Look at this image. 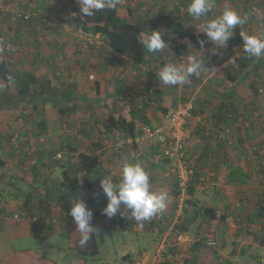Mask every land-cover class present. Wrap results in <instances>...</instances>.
Wrapping results in <instances>:
<instances>
[{
    "label": "crops",
    "instance_id": "0c3cea01",
    "mask_svg": "<svg viewBox=\"0 0 264 264\" xmlns=\"http://www.w3.org/2000/svg\"><path fill=\"white\" fill-rule=\"evenodd\" d=\"M134 1L135 5L132 0H119L116 6L118 14L127 15L129 20L133 19L135 12L139 9L152 11L155 15L168 14L180 19L188 34L198 31L195 25L198 26L201 21L187 16L186 7L189 0ZM260 1L215 0V14H219L225 7H230L240 15L248 17L247 23L252 28L251 34L261 33L264 32V19L258 18L250 11V5L259 4ZM4 2L7 5L11 4L4 7L20 10L30 8L34 12L27 20H11L8 15L0 14V182L8 186L11 180H18L20 185L27 187L29 191L33 184L35 185L33 187L41 188L45 179L35 181L32 170L25 167L28 153H31L30 156L38 161V168L40 167L42 175L47 177L50 176L48 169L53 162V153L60 146L66 145L67 152L63 161L66 162L69 158V162H73L75 155L86 145L85 150L102 154L100 155L102 162L99 170L95 171V176L91 177L92 186L81 191V198L85 196L84 201L87 200L85 201L87 206L93 211V219L101 221L110 235L112 229L119 232L123 230V244L118 249L114 244L112 248L101 249L98 242V254L89 259L96 261L101 255L109 257L113 254L115 257L113 263L106 259V264H222L226 259H229L231 264H264L261 244L256 243L252 237H246V241L242 240L238 247L225 239L222 226L227 230L224 224L231 226L234 219L232 223L219 219L215 221L214 217L206 218L202 212L204 206L223 211L224 215L230 214V211L239 212L242 208L238 214V221L243 219L244 223L237 224L234 230H230L231 238L233 235L247 236L245 233L253 229L247 218L256 211L253 204L256 195L253 186L250 188L245 184L249 183L246 178H249L252 172L251 165L254 160L249 156L248 159L240 158L245 154L243 152L245 148H242L244 141L252 142L255 138L264 139L261 138L264 136V128L259 127L260 138H258L255 132L251 133L249 123L242 119L239 122L242 130L237 129L238 136L235 134L237 139L235 138L233 143L229 136L222 138L221 135H215L218 138L215 141L203 134L207 114L212 115L208 119L213 118L214 115L211 113L219 99L224 100L226 105L222 112L218 110L222 117L219 127L222 123L230 127L229 117L235 118L242 115L241 109L238 115L230 112L227 104L239 100L235 92L241 90V87L249 92V82L246 83L244 79L247 80L250 75H235L233 71L229 74L226 69H229L228 65L231 63L227 64L228 62L227 67L219 73H213L218 64L214 57L216 52H212L216 50L215 46L210 44L203 50L192 49L194 54L201 58L205 57V66L208 67L199 76V79H202L199 85L195 86L199 80L193 77L189 84L164 86L160 84L155 71L165 63L177 62L180 59L182 62L189 51L188 36L184 38L170 36L167 41L168 49L165 48L162 52L161 61L160 59L150 60L151 62H144L130 68L123 62L126 59L125 55L112 50L104 35L93 34L98 45L85 46L83 41H77L81 38L79 30L72 28L73 25L67 16L70 12L72 13V11L68 12L70 8L71 10L72 7L80 8L76 1L0 0V5L3 6ZM179 4L183 7L182 10ZM209 16L212 15L209 14ZM238 33L234 30V35L229 40L236 45L243 43ZM6 43H11L13 47L11 53L3 52L1 49V46ZM252 59L251 64H254L257 59ZM143 64L153 65L154 68L146 72L142 71ZM4 67L39 75L41 83L45 84L43 95L36 98L24 97L17 103V97L14 98L17 96L15 86L6 85L3 79ZM89 75H93L94 78L89 79ZM231 76L235 78L232 79ZM229 95H232L233 99H229ZM191 99L195 106L185 123L190 138L184 150L183 160L194 170L191 179L197 180L198 184L191 197L192 203H188L181 198L177 201L173 196L171 190L175 186L174 178L169 173L168 160L160 157L159 145L146 143L139 148L142 154L136 157L138 148L134 144L128 146L121 142V139L126 136L114 130L112 118L123 117L129 120L144 116L148 125L153 127L163 123L162 119L164 120L168 107ZM241 105L247 108L246 114H248V108H252L254 103L248 102L246 106ZM21 106H29V109L35 106L36 112L23 114V108H21L20 112L16 113L14 108ZM39 108L43 110L41 113L37 111ZM217 116L219 115H215ZM64 125L67 128H80L79 132L81 131L80 134L83 135L71 137L69 128V131L63 133ZM251 127H254V124H251ZM40 135L46 139L43 145L35 142ZM99 135L103 136L102 139L107 138V143L95 142ZM11 138L15 139L14 145L11 143ZM226 138L228 142L221 140ZM237 140L241 145L234 144ZM126 160L139 161L150 174L153 188L168 192L167 206L162 213H159L162 218L160 221L152 218L141 226L131 218L130 214L128 219L121 216L119 212L112 218L102 214L101 208L106 205L107 200L101 189L100 178L111 177L114 183H118L121 164ZM65 167L67 168V165ZM64 168L61 167V169ZM50 171L52 173V170ZM215 177L216 180H214ZM15 185L16 183L9 187ZM263 189L264 185L262 191ZM39 197L42 196L39 194ZM71 199L73 198L67 199L66 202L65 200L61 203L56 202L49 209L41 206L37 209L38 212L34 215L42 218L48 214L50 221L41 219L33 222L30 217L34 215L29 213L13 219L2 217L0 231L18 227L17 230L22 232L20 226H24V236L45 235L46 237L50 233H58L60 236L71 238L72 241L76 240L78 236L74 233L75 224L69 221ZM179 201H181L180 207H178ZM6 202L8 204L0 199V210L5 209L0 211V214L13 210L11 205L13 202ZM18 203V210L25 207L23 202ZM248 204L253 208L252 210L246 208ZM188 216L193 217L192 221L187 224L185 230H180L178 226L181 224V219ZM118 225H122L123 228ZM14 234L15 232H10L1 236L0 233V264H63V261L58 259L53 261L47 256L41 258L40 254L33 253V250L17 251L10 242ZM209 236L215 240L216 245L206 244ZM178 237H180L179 240ZM252 245L258 247L255 250L257 252L249 250ZM56 248L62 249L59 245ZM38 249H41V246ZM80 263L83 264V260L78 257L77 261L74 259L67 264Z\"/></svg>",
    "mask_w": 264,
    "mask_h": 264
},
{
    "label": "trees",
    "instance_id": "16d2710c",
    "mask_svg": "<svg viewBox=\"0 0 264 264\" xmlns=\"http://www.w3.org/2000/svg\"><path fill=\"white\" fill-rule=\"evenodd\" d=\"M69 11H72V13L74 11L75 13V15H72L70 12V14L67 15L71 21V24L74 26H72L74 30H81L83 32L91 34L100 33L104 35L108 40V44L112 50L125 55L126 59L123 62L127 67L129 66L130 68H133L144 62H151L153 60L159 59V61H161L160 57L162 55V52L157 54L147 53L138 41V37L141 34H147L151 31V29L161 30L166 42L168 41L170 36H177L179 38L188 36V41H191L193 46H195L193 49H199L198 40L206 38L203 33H199L198 31H194L191 34H188L182 21L168 14H157L154 16L140 15L129 20L127 15L118 14V10L116 7L114 9H105L102 12H98L93 17H83V15L80 13V8L77 9V7H72V10L70 8L68 12ZM77 41L84 42V40H82L81 38L77 39ZM209 45H205V47H208ZM1 48L3 49V46H1ZM252 61V58H247L243 53V55L234 59V61L230 65H228L229 69L227 68L226 70L227 72H229V74L231 71H233L235 75L248 74L250 75L249 78L251 80L252 71L253 74H255L259 70H263L259 75L258 84H262L264 86V58L257 60L256 62H254V64H251ZM177 62H181V59L177 60ZM4 69L5 73L3 79L6 82V85L10 84L12 86H15L17 96H14V98L16 99L17 97V103L21 102L24 97L36 98L43 95L45 84L41 83V77H39V75H32L26 73L25 71H14L7 67H4ZM231 78L234 79L235 77L231 76ZM197 79L200 80L199 77H197ZM96 85L98 89L99 83L97 82ZM253 89L255 93L258 92V87L256 88L255 85ZM230 98L233 99V96L229 95V99ZM239 104L241 105V103L238 102H230L229 104H227L229 105V107H227L230 112L232 111V113H237L238 115ZM34 107L32 108L35 110ZM112 119L114 120V130L123 133V136L134 135L135 133L139 132L138 125L142 122L148 124V121L144 116H140L135 119L131 118L129 120H125L123 119V117ZM106 126H108V124H106ZM100 141L102 140L100 139ZM61 147L62 146H60L58 150H60ZM54 154L55 152L53 153V156ZM100 155L102 154L100 153ZM100 155L93 153L92 150H82L77 155H75L74 161H70L71 163L68 160L69 158L66 162H64L63 160L53 159V162L50 163V167L48 169L49 171L52 170L53 167L60 166L64 168L67 165V168L65 167L61 172L62 179L59 182L53 184L52 178H44L45 180H43L41 188L33 187L35 186L33 184V186H31L32 188L30 192H34V194L36 195L38 193V196L39 194H42L44 196L42 199L41 197H38V200L42 203L41 206L45 207L46 209H49L48 206H52L56 202L61 203L64 200L66 202L67 199L75 198L79 192L81 193L83 189H89L92 186L93 180L91 179V177L95 176V171L99 170L100 164L102 162ZM135 160H137V158H135ZM37 166H39L38 163L37 165L32 166V174L35 178V181L41 180L43 174L40 167L38 168ZM195 187L196 180L193 178L189 183L188 188L186 189L184 201L192 203L191 197L193 195ZM40 190L41 193H39ZM171 191L173 193V196L175 198H178L179 190L177 189L176 181L174 189H172ZM31 193L29 194V196L31 195ZM27 195L23 200L25 207L30 206V204L32 203L31 197ZM254 198L255 199L253 200V204L254 208H256V211L253 212L252 215H250L251 218H247L249 219L248 221L250 222L253 229L251 231H247V233H244L247 235L245 237H252L256 243L263 244L264 222H260L257 228L254 226V223L256 220H259L257 218H261L264 213V189L261 192V196L256 195V197ZM33 210L34 209H30L29 211L31 212ZM202 212L204 213V215H206V218L211 219L214 215L215 210L211 206H204L202 208ZM224 217L225 215L223 214L222 219H224ZM192 219L193 217L191 216L181 219V224L180 226H178L180 230H185L187 228V224L190 223ZM160 220L161 219H158V221ZM118 226L123 227L122 225ZM256 229L260 230L259 234L256 232ZM100 235L103 236L101 233ZM75 251L78 254V257L83 261H85L87 258L95 257L98 254L97 236L90 240L88 245L84 248H81L78 245L77 237L75 240ZM222 264H231V262L229 259H226Z\"/></svg>",
    "mask_w": 264,
    "mask_h": 264
},
{
    "label": "clouds",
    "instance_id": "9594fccd",
    "mask_svg": "<svg viewBox=\"0 0 264 264\" xmlns=\"http://www.w3.org/2000/svg\"><path fill=\"white\" fill-rule=\"evenodd\" d=\"M76 3L79 5L80 13L83 15V17H93L96 13L102 12L105 9H114L119 3V0H76ZM215 7V0H189L186 7L188 17L192 18L193 20L201 21L198 26L195 25L198 32L203 33L206 37L205 39L198 40L199 48L201 50L204 49L205 45L209 44L215 46L216 50L212 52L226 48L227 42L234 35V29L236 27L240 28V26L246 24L248 20L246 15L242 16L236 10L230 7H225L221 12H219V14H215L213 13V9ZM210 13H213L211 17L209 16ZM71 14L75 15V13ZM240 36L242 37L243 41V53L247 58H255L257 60L264 58V32L258 34H249L240 30ZM138 41L146 50V52L150 54L161 53L165 48L168 49V44L165 41L161 30L151 29V31L147 34H141L138 37ZM4 45L5 44L2 45L3 49H1L3 52H6L4 50ZM194 47L195 46H193L191 41H188L187 48L189 51L187 55L183 57L182 62L165 63L159 68V70L155 71L156 76L159 78L160 84L164 86L189 84L191 82V78L199 77L201 73L208 69V67L205 66V57L201 58L200 56L193 53L192 49ZM232 61L233 57L231 58V62ZM149 70L150 69H147V71ZM29 110L30 111L27 110L26 112L28 114L32 113V108ZM151 143L157 144L155 142ZM63 148L64 145L61 147V149ZM139 152L141 155L142 152ZM30 154L28 153L27 155L28 164L25 162L24 163L25 167H27L29 170H33L32 166L37 165V163L34 162L35 159L32 158ZM65 155L66 153L60 159H55L53 156V159L64 160ZM160 157L163 158L161 156V152ZM172 177L174 178V182L176 181L177 189L179 190V196L178 198L176 197V200L178 201V199L181 198L182 201H184L186 189L188 188V185L192 179L188 183L186 189L181 191L176 178L174 176ZM100 185L107 200L106 205L102 209V214L108 218H112L119 212L121 216H125L127 219L129 218L130 214L131 218L141 226L144 222L149 221L150 219L155 218L157 214L162 213L166 208L169 199V194L167 191L156 190L153 188L150 180V174L145 170L139 161H124L121 164V172L118 183H114L111 177H106L103 179L100 178ZM40 196L44 197L42 194H40ZM70 204L71 207L69 214L71 216V220L69 219V221H73L75 224L74 233L78 236V245L81 248H84L88 245L90 240H92L95 236H98L99 228L92 222L93 211L81 198L80 192L75 198L70 200ZM180 205L181 201L178 202V207H180ZM30 209V206L24 207L13 212L12 216L13 218H19L21 215L26 216L28 213L31 214L29 211ZM4 210L5 209L1 208V211ZM14 214H18L19 216L14 217ZM221 215H223L222 212ZM41 219L44 221H50V216H47L46 214V216H43L42 218L38 215L30 217V220L33 222L40 221ZM160 219L162 218L160 217ZM219 220L225 221L222 219V216ZM207 239L206 244L209 245L207 243Z\"/></svg>",
    "mask_w": 264,
    "mask_h": 264
},
{
    "label": "rangeland",
    "instance_id": "374dc122",
    "mask_svg": "<svg viewBox=\"0 0 264 264\" xmlns=\"http://www.w3.org/2000/svg\"><path fill=\"white\" fill-rule=\"evenodd\" d=\"M74 1H76V0H74ZM132 1L135 5L136 2L134 0H132ZM5 4H3V6H11V4H9V5H7V4L5 5ZM0 6H2V5H0ZM77 6H79V5L77 4ZM140 15L141 16H143V15L144 16H154L155 13L152 11H145L144 9H139L138 11L135 12L134 17L140 16ZM223 68H225V67H221L216 72L219 73ZM261 72H262V70H259L257 73L253 74V71H252V76H251L252 80L249 78L247 80L244 79L246 81V83L249 82V85H250L249 86V88H250L249 92L244 90L243 89L244 87L243 88L241 87V90H238L237 92H235V95L237 97H239V100L237 101L238 103L245 104V106H246L248 102H252V104H253V101H254V106L252 108H250V107L248 108V114H246L247 108H245L242 105L240 106V104H239L238 108L241 109L242 115H238L235 118L229 117L230 118L229 119L230 127L225 126L224 123H222L219 127V123H221L220 118H222V117L219 114L218 110H220V112H222L225 109L226 105L224 103V100H220V99L217 100L215 103V106L213 107L214 110H212V113H211L214 115L213 118L208 119V117L212 116V115L207 114L208 116H207V119H206L205 124H204L205 128L203 129V134L208 136L207 138L211 137V138H213V140L217 141L218 138H216L215 135L221 134L222 138L229 136L230 140H232L231 142L233 143L235 138L237 139L236 135L238 136L237 129L242 130V128L240 127L241 123H239V122H241L242 119L249 123L248 127L250 128L251 133L253 134V132H255L256 137L258 136L259 127L264 128V93H262V92L261 93L260 92L255 93L253 88H254V85L257 88L258 78H259V75L261 74ZM242 81H243V79H242ZM201 82H202V79H200L199 82L197 81L195 86L199 85ZM249 88H247V89H249ZM248 94H249V96H248ZM204 100L206 101V99H204ZM219 104H220V106H219ZM21 108H23V112H22L23 114H28L27 112H24V110H28L29 106L28 107L21 106L20 108L17 107L14 109H15L16 113H19ZM31 111H32V114H34L36 112V110H34L33 108ZM37 111H38V113H41L43 110H42V108H39ZM226 114H228V113H226ZM215 115H219V116L215 117ZM162 121L164 122L163 119H162ZM242 123L245 125V122L242 121ZM160 124H162V123H159L158 125H160ZM251 124H254V127H251ZM158 125H156V126H158ZM68 128L71 130L70 131V133L72 135L71 137H77V136L83 135L82 133L80 134L81 131L79 132L80 128H76V127H74V128L68 127ZM68 128L66 125H64L63 126V133L66 131H69ZM187 134H188V138L186 139L185 147H186L187 142L190 138V134L189 133H187ZM39 137L36 139L35 142L38 145L39 144H41V145L45 144L46 139L43 138L42 142H44V143H40ZM102 138H103V136L99 135L97 141H95V142H100V139H101L102 142L107 143L106 142L107 138H104V139H102ZM258 138H260V137L258 136ZM261 138H264V136ZM221 140H223L224 142H228L227 138L221 139ZM246 141H244V143L242 144V148H245L243 151L245 154H243L240 159H244V158L248 159V156H249L250 159H253L254 161H252L253 164L251 165L252 172H251L249 178H246L249 180V183L245 184V185H249L250 188H251V186H253V190H254L255 195L261 196L262 186L264 185V139H256L255 138V140L254 141L252 140V142L251 141L246 142ZM238 143L239 142L237 140L236 143H234V144H238ZM82 149L83 150L87 149V146L85 145L84 148H82ZM85 151H87V150H85ZM255 152H256V154H255ZM34 162L38 163V161H36V160ZM176 163H177V161L175 159L168 160L169 173H170L171 168ZM113 169H115V168H113ZM61 170H63V169H61L60 166L53 167L52 173H50V171H48V174L50 176L46 177L45 175H42V178H52V182H53V184H55L62 179V173H61L62 171ZM224 174H226V173H224ZM7 178L8 177H6L4 179H7ZM214 180H216V177ZM18 182H19L18 180H11L10 183L8 184V186L4 182H0V199L2 201H5V203H7V204H8V202H6V201H9V202L12 201L13 202V204H11L13 210L3 212L2 214H0V218H2V217L8 218L9 217V218L13 219V217H12L13 212L18 211V207H19L18 202H23L26 195L30 192L27 187L21 186L20 182L19 183ZM14 183H16V185L14 187H9ZM196 184H198L197 180H196ZM246 188L248 190V186H246ZM231 190H233V188ZM30 197H31V202H32L30 204V207H31V209H34L33 211H31V214H34L37 212V209L42 205V203L38 200L39 196L34 194V192L31 193ZM42 198L43 197H41V199ZM84 198H85V196L82 199L84 200ZM232 199L234 200L235 197ZM85 201L87 202V200H85ZM247 206H246L247 209L248 208H250L251 210L253 209L250 207L249 204ZM48 207H50V206H48ZM103 208H101V210ZM241 209L242 208H240V211H241ZM95 210H96V208H95ZM240 211L239 212L230 211V214H228V215L233 217V219H234L233 224L231 226H229V225L227 226L226 224H224L227 227V230L224 226H222V232L225 234V239H227L228 242H230V243L233 242L236 247L239 246V244L242 242V240L246 241V237L243 235L242 236L233 235L231 238L230 230H234L235 225L244 223L243 219L238 221V218H239L238 214L240 213ZM221 212L223 213V211H221ZM7 221H9L11 224H15L13 221H10V220H7ZM260 222H264V213H263V216L259 220H257L256 223L254 224V225H256L255 226L256 228ZM93 223H94V225L98 226L99 233H101L103 235L101 237L98 233V236H97V243L99 242V246L101 249H104L107 247L112 248L113 244L115 245V248L118 249L119 246L123 244V230L119 232L115 229H112L111 230L112 234L110 235L109 230L106 227H102L101 221H99L98 219H93ZM20 227H21L22 232H19L17 230L18 227L3 229L0 231L1 236L4 233L9 234L10 232H12V233L15 232L14 236L12 238H10V242H11L12 246L17 251H19V250L25 251L26 249L33 250V253H35V252L39 253L40 255L39 254L38 255L41 258H44V256H47L49 258H52L53 261H55L56 259L61 260V261H63V264H67L69 261L74 260V259L76 261L78 260V254L75 251V240L72 241L71 238H66L65 236H60L58 233H50L46 237L44 234H43L44 236L38 235L37 237H35L33 235H25L24 236L23 232H24L25 227L24 226H20ZM256 232L259 234L260 230L256 229ZM58 245L61 246L62 249L57 250L56 247ZM39 246H41V249H38ZM257 248H258L257 246L252 245V246H250L249 250H251L252 252H257V251H255ZM102 253H104V251H102ZM41 255H43V256H41ZM114 258L115 257L113 256V254H111L109 257H107L106 255H101L100 258L96 259V261H92L91 259L87 258L88 260L83 261V264H102V263L106 264V262H105L106 259H108L110 263H113Z\"/></svg>",
    "mask_w": 264,
    "mask_h": 264
},
{
    "label": "built area",
    "instance_id": "2783aa9c",
    "mask_svg": "<svg viewBox=\"0 0 264 264\" xmlns=\"http://www.w3.org/2000/svg\"><path fill=\"white\" fill-rule=\"evenodd\" d=\"M32 5V4H31ZM180 10L183 7L179 4ZM250 11L255 14L258 18L264 19V0H261L259 4H251ZM34 11L30 8L26 10H20L18 8H8L4 6H0V14L1 15H8L11 20L16 19H24L27 20ZM74 13V12H73ZM213 13H215V8L213 9ZM213 13H210L213 15ZM234 30L238 31L240 35V30L251 34V27L249 23L236 27ZM80 37L84 40V45H98L95 37L91 33H86L79 30ZM258 34V33H257ZM243 44V43H242ZM242 44L236 45L234 42L228 41L227 47L216 51L215 58L217 61L218 66L214 69L218 71L221 67L226 66L234 61V59L238 58L239 56L243 55ZM4 50L7 53H11L13 51V47L11 43H6L4 45ZM233 57V61L231 62V58ZM12 61V60H11ZM154 66L149 64H143L141 66L142 71H147V69L153 70ZM212 71V70H210ZM216 71H213L215 73ZM89 79H93V75L88 76ZM258 92L264 93V86L262 84H258ZM195 103L193 99L180 102L175 106L168 107L166 109V113L164 115V122L158 126L151 127L148 124L141 123L139 125V132L135 133L134 135H126L124 139H121L123 144L132 145L135 144L138 148L135 156L138 157L140 155L139 148L143 146L147 142H155L160 146L161 156L166 158L167 160L175 159L177 163L171 168L170 174L174 176L178 182V186L181 191H184L190 182L194 170L184 162V150H185V143L186 139L188 138V131L185 127L186 119L191 113L192 109L194 108ZM30 111V110H28ZM221 135V134H219ZM43 136H40V143L43 141ZM38 139V140H39ZM14 138H11V143L14 145ZM66 145H64L63 149L58 150L54 158L60 159L66 153ZM18 214H14V217H18ZM221 212L219 210L215 211L214 218L215 221L221 218ZM155 219H160V214L155 216ZM225 222L232 223L233 218L230 215H226L224 218ZM180 237H178V240ZM207 243L209 245L214 244V240L209 236L207 239ZM261 249L264 253V243L261 245Z\"/></svg>",
    "mask_w": 264,
    "mask_h": 264
}]
</instances>
